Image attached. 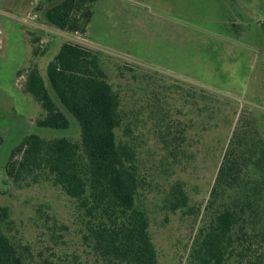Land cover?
<instances>
[{"label": "rangeland", "instance_id": "obj_1", "mask_svg": "<svg viewBox=\"0 0 264 264\" xmlns=\"http://www.w3.org/2000/svg\"><path fill=\"white\" fill-rule=\"evenodd\" d=\"M42 1L0 0V204L11 212L7 234L23 245L24 264H107L93 251L89 217L74 198L42 177L17 182L5 171L12 149L30 134L80 139L74 118L64 130L39 127L45 111L25 91L29 69L37 66L47 81L49 61L71 41L100 52L133 121L141 170L152 174L143 204L157 264H186L193 218L167 213L164 193L181 180L191 203L201 205L238 120L256 117L264 135V0H97L83 32L46 23L37 9ZM30 20L42 26L29 31ZM168 130L173 146L165 150L161 131Z\"/></svg>", "mask_w": 264, "mask_h": 264}, {"label": "trees", "instance_id": "obj_2", "mask_svg": "<svg viewBox=\"0 0 264 264\" xmlns=\"http://www.w3.org/2000/svg\"><path fill=\"white\" fill-rule=\"evenodd\" d=\"M96 1L43 0L37 9L48 24L83 32ZM46 73L47 81L33 66L25 81V91L45 111L38 126L64 130L74 118L80 139L26 136L11 151L7 176L17 182L42 177L74 198L89 217L87 239L107 264H157L151 218L143 204L152 174L141 170L133 121L127 120L100 52L66 41ZM253 117L244 114L235 125L201 205L191 203L181 180L164 193L167 213L182 211L193 218L186 264H264V135ZM165 132L160 142L170 150L171 132ZM178 133L182 140V131ZM2 141L0 135V145ZM10 216L9 207L0 204V264H24L23 245L6 232Z\"/></svg>", "mask_w": 264, "mask_h": 264}, {"label": "crops", "instance_id": "obj_3", "mask_svg": "<svg viewBox=\"0 0 264 264\" xmlns=\"http://www.w3.org/2000/svg\"><path fill=\"white\" fill-rule=\"evenodd\" d=\"M32 19V18H31ZM34 20V19H33ZM29 24L30 25H28L27 26V29L29 30V31H32V32H36L37 31V29H35L34 27H32L31 25H35V26H42V25H38L35 21H29Z\"/></svg>", "mask_w": 264, "mask_h": 264}, {"label": "built area", "instance_id": "obj_4", "mask_svg": "<svg viewBox=\"0 0 264 264\" xmlns=\"http://www.w3.org/2000/svg\"><path fill=\"white\" fill-rule=\"evenodd\" d=\"M34 16H36V15H34ZM30 18H34V17H32V16H29Z\"/></svg>", "mask_w": 264, "mask_h": 264}]
</instances>
